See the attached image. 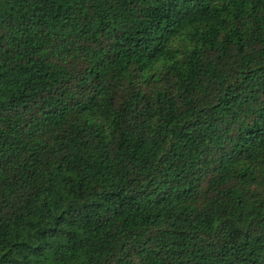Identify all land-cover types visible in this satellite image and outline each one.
<instances>
[{"label": "trees", "instance_id": "16d2710c", "mask_svg": "<svg viewBox=\"0 0 264 264\" xmlns=\"http://www.w3.org/2000/svg\"><path fill=\"white\" fill-rule=\"evenodd\" d=\"M0 264H264V0H0Z\"/></svg>", "mask_w": 264, "mask_h": 264}]
</instances>
